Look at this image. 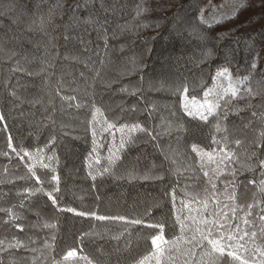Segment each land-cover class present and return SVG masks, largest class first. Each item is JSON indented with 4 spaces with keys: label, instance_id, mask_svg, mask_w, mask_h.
I'll return each instance as SVG.
<instances>
[{
    "label": "trees",
    "instance_id": "16d2710c",
    "mask_svg": "<svg viewBox=\"0 0 264 264\" xmlns=\"http://www.w3.org/2000/svg\"><path fill=\"white\" fill-rule=\"evenodd\" d=\"M206 1L0 0V115L5 117L0 121V264H56L72 248L94 264H138L160 231L147 224L164 221L166 238L179 235L173 189L179 198L185 185L203 186L191 145L218 150L213 135L235 153L233 163L221 165L223 179L231 180L228 173L235 168L245 182L237 190L239 215L248 204L264 201L259 164L264 159V0H242L219 23L201 24ZM220 68L248 77L237 98L226 97L230 105L219 110V121L209 117L206 124L185 116L184 89L188 97H201ZM93 104L103 113L98 120L117 125L105 132L97 124L95 142L88 125ZM136 123L152 136L133 133L134 142L110 164L109 149L115 152L122 138L129 140L119 126ZM10 137L18 151L33 157L12 152ZM38 149L43 153L36 155ZM253 179L255 184L246 183ZM56 187L59 207L140 217L145 223L59 212L45 195ZM219 199L226 201V195ZM14 241L25 247L9 248ZM64 264L85 262L70 258Z\"/></svg>",
    "mask_w": 264,
    "mask_h": 264
},
{
    "label": "snow or ice",
    "instance_id": "6c2138e0",
    "mask_svg": "<svg viewBox=\"0 0 264 264\" xmlns=\"http://www.w3.org/2000/svg\"><path fill=\"white\" fill-rule=\"evenodd\" d=\"M201 24L204 23L203 14L200 19ZM219 23V21H217ZM211 53H207L210 55ZM252 68H256V63L252 64ZM228 76V69L225 68L213 77L215 81L217 77ZM248 77H244L242 80L236 82V86H233L229 77V87L224 90L223 93H213L211 89L204 93L205 100L202 103L197 104L193 97L191 101L186 99L188 89H184V93L181 95V107L184 111V115L193 120L209 122V117H215L218 121L221 116L220 109L229 107L230 101L226 97L230 96L235 99L240 92V89L247 82ZM179 91V89H177ZM250 91V89H246ZM210 95L216 96V101L211 102L207 98ZM92 118L88 121V125L92 129V136L95 142L97 135V124L105 132H110L117 128V125L110 122L107 118L103 121L97 119L98 115H103L101 109L93 104ZM229 112L225 110L223 112V118L227 120ZM255 115V113H254ZM5 117L0 115V121H4ZM106 125V127H104ZM216 132H221V126L219 122L214 126ZM118 130L124 134L127 130L129 140L125 141L121 139L117 149L113 152L109 149V163L114 164L115 161L120 159L117 154L121 152L129 143L134 142L132 136L135 132H147L149 136H152V132L142 127L139 123L131 126L121 124ZM155 138V137H154ZM212 141L216 145H221L218 150L213 149L212 152H206L204 148L197 144L191 145V151L194 152L199 159V170L203 172V186L199 183L185 185L182 197H177L175 194V188L172 192V215L175 219V224L179 226V235L174 236L172 239L166 238L164 235L165 222L149 223L146 226L152 229H159L160 231L156 235L151 236V248L152 251L144 256L138 264H264V201H257L254 204L247 205V211L244 212V216L241 217L239 212L243 209V206L238 204L237 190L241 186L242 181L238 180V171L233 170L228 173L232 177L231 180L223 179L225 172L221 165L225 162L233 163V156L235 153L228 148V145L221 144V140H218L215 135L212 137ZM49 143H52L50 141ZM236 144L239 145L240 141L236 140ZM8 148L12 152L20 155L23 153V157H33V153L25 151L23 149L17 150L13 146L11 137L9 138ZM44 149H38L36 155L43 153ZM220 154L217 155L216 153ZM183 155V154H182ZM255 153H253V156ZM207 157V160H205ZM167 158V156H166ZM51 159V158H49ZM99 163V160L96 161ZM175 162V161H174ZM261 169H264V159L259 160ZM215 165L214 168L209 171V166ZM28 171L32 173V177L38 184L42 183L40 177L32 170V165L26 164ZM44 167H48L44 164ZM190 167V166H189ZM242 167H251L250 165H242ZM108 171V169H105ZM193 171H195L193 169ZM130 176L133 173H129ZM264 175V172H262ZM95 179V177H93ZM143 179H163L161 175H144ZM199 180V177L196 178ZM52 180L59 184V177L52 176ZM223 184L221 189L218 187V182ZM247 184H255L256 181L247 180ZM27 193H31L32 190L26 188L24 190ZM260 191L264 193V179L260 181ZM59 192V187L53 189V191L46 192L48 199L51 201L52 206L59 212L73 213L80 217H91L98 221H121L125 225H142L145 223L143 218L129 219L124 215H100L97 211L92 210H80L78 211L74 207H59V200L54 193ZM221 193L226 195V201L222 202L219 199ZM168 193L165 192V196ZM213 207L209 208V203ZM195 204L197 207H192ZM202 205V207H200ZM153 207H158V204H154ZM260 208V211L254 212V208ZM230 210V211H229ZM150 211V209L148 210ZM251 218V219H250ZM243 221L241 225L240 221ZM235 221V223H233ZM257 221L259 224H257ZM45 227H55L54 224H46ZM258 227V231H257ZM82 235H90V233H84ZM118 239V237H116ZM9 248H21L25 247L22 241H14L8 245ZM47 247V245H45ZM35 251V250H34ZM76 261L82 259L85 264H94V262L87 256L78 257L76 248L68 250L63 260L56 261V264H64L69 259ZM227 258V259H226Z\"/></svg>",
    "mask_w": 264,
    "mask_h": 264
},
{
    "label": "rangeland",
    "instance_id": "374dc122",
    "mask_svg": "<svg viewBox=\"0 0 264 264\" xmlns=\"http://www.w3.org/2000/svg\"><path fill=\"white\" fill-rule=\"evenodd\" d=\"M241 1L242 0H217V2H214L212 0H207L200 9L199 16L201 18V14H203L204 22L213 23L225 16L233 14ZM223 69L225 68L218 69L216 74ZM216 74L214 77H216ZM229 77L233 86H236V82L244 78L241 74H230L228 71V76L217 77L216 80L213 81V83L204 91V93L209 89H211L213 93H223L224 90L229 87ZM204 93L201 97H194L197 104L204 102ZM192 98L188 96L186 97L188 101H191ZM207 99L211 102H215L217 98L215 95H210Z\"/></svg>",
    "mask_w": 264,
    "mask_h": 264
}]
</instances>
